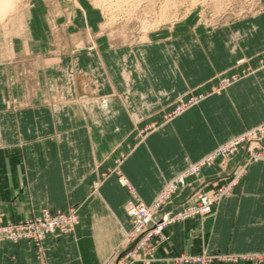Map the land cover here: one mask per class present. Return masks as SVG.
<instances>
[{"label":"crops","instance_id":"crops-1","mask_svg":"<svg viewBox=\"0 0 264 264\" xmlns=\"http://www.w3.org/2000/svg\"><path fill=\"white\" fill-rule=\"evenodd\" d=\"M234 27L243 33L237 40L225 32ZM155 47L165 61L153 53V42L135 49L144 64V77L139 64L134 65L132 75L133 62L127 61L129 66L125 63L116 79L112 70L121 60L119 54L110 59L102 52L101 62L85 56L86 70L98 65L103 74L101 66H105L107 77L101 74L104 86L94 81L95 88L86 77L91 91L81 92L73 91L71 83L63 79L66 62L51 66L41 60L31 63L22 58L14 63L2 57L0 222L72 205H78L80 220L74 232L49 233L41 246L25 239L0 242V264H112L124 229L130 226L125 204L133 196L151 203L191 161L219 141L264 120L263 65L228 91L211 95L177 119L136 138L143 112L160 103L170 104L181 90L205 85L217 72L236 68L241 57H247V63L264 58V11L243 23L198 36L167 38ZM171 53L176 59L170 58ZM172 63L178 69L175 74L170 70ZM146 87L156 91L149 94ZM83 95L90 103L85 110L74 101ZM117 161V169L134 195L117 172L110 171ZM220 172L218 166L203 169L190 180L191 186L172 199L168 209H181L191 201L194 190L206 188ZM240 180L210 215L168 227L167 239L152 262L133 264H181L175 259L182 252L260 254L258 259L210 264H264V160L251 162Z\"/></svg>","mask_w":264,"mask_h":264},{"label":"rangeland","instance_id":"rangeland-1","mask_svg":"<svg viewBox=\"0 0 264 264\" xmlns=\"http://www.w3.org/2000/svg\"><path fill=\"white\" fill-rule=\"evenodd\" d=\"M263 11L264 0H0V60L7 56L9 61L13 60L16 63L26 58L31 63L41 60L51 66L61 60L66 62V66L62 69L63 79L71 83L73 91L81 92L88 88L86 84H83V88L85 87L83 90L78 86L80 74L92 80L90 86L93 88L96 87L94 81L104 86L103 77H107L105 66H101L103 74L98 65L89 66L90 69L86 70L85 56L91 59L97 58L100 61L102 52L104 58L110 56V59H116L119 54L122 56L121 60L119 62L118 59L117 66L112 70L116 79L119 69L128 62H133L130 67L132 75L135 74L134 65L139 64L140 74L144 77V64L135 49L147 47L153 42V53L159 61H165V55L160 48L155 47L159 41L166 42L167 38L171 40L186 37L189 34L198 36L203 31H218L234 23H243L246 19L256 17ZM229 30L225 32H229L233 40L243 35L235 31V27ZM170 58L176 59L172 53ZM247 62V57H241L237 60L236 68L217 72L214 77L206 81V84L204 83L205 85L201 83L181 90L183 93L172 99L174 101L170 104L160 103L152 111L143 112V119L137 127L136 138L142 137L162 123L177 119L188 109L199 106L211 95L228 91L240 80L253 75L259 67H262L264 58H256L253 63ZM127 65L129 66V63ZM171 65V72L177 73L176 65L173 63ZM126 80L128 81V77ZM114 88L118 89L117 85ZM150 88L151 91L148 87L146 90L149 94H153L156 90L153 87ZM165 94L161 93L163 96ZM85 96L83 95V98L79 96L74 100L82 105L84 110L85 105L90 104L86 101L88 96ZM261 159L264 160V120L219 141L202 157L191 161L186 169L163 186L149 204L136 195L133 196L134 190L117 169V161L110 171L117 172L121 183H125L131 190L133 198L125 204L130 226L124 229L123 241L115 251L111 263L152 262L159 247L167 239L168 227L188 218L210 215L214 211V206L227 197L241 181L248 165ZM214 166H218L221 171L214 181L206 185V188L194 190L190 195L191 201L181 209H168L172 199L181 194L187 186H191V179L201 175L203 169ZM93 187L96 188V186ZM204 195L212 201L211 208L207 212L201 209L196 210L199 205H202L201 196ZM140 205L151 210L156 209L161 216L167 215L168 222L165 227L161 230L153 229L150 227L151 224L148 225L145 222L144 217L130 213L131 207ZM78 209V205L54 211L45 209L40 215L15 222H0V225L26 223L49 212V217L56 218L67 228L58 229L57 232L72 233L80 220ZM184 210L187 212L182 214ZM140 231L145 234L142 235L143 238L140 237L139 249L136 251L138 248L136 236L141 233ZM43 239L39 245L34 240L29 241L36 246H41ZM202 256L209 257L210 260L201 264H210L217 260L229 261L239 258L245 261L249 257L256 259L262 257L260 254L247 255L246 253L236 256L227 252H206L200 255L182 252L175 262L199 264L196 262L197 258ZM184 257H191L194 260L187 262Z\"/></svg>","mask_w":264,"mask_h":264},{"label":"built area","instance_id":"built-area-1","mask_svg":"<svg viewBox=\"0 0 264 264\" xmlns=\"http://www.w3.org/2000/svg\"><path fill=\"white\" fill-rule=\"evenodd\" d=\"M202 205H199L198 209L207 212L211 208L212 201L209 199L207 195L201 196ZM158 207V205L156 206ZM187 210L183 211L182 214H185ZM49 212H45L44 215L40 216L39 218H34V220L28 221L26 223H20L15 225H0V241L3 240H11L17 241L20 239H27V240H34L37 245H39L44 237L45 234L49 232H55L56 230H65L67 229L65 225H62L59 220L56 218L49 217ZM130 213L134 214L138 217H144L145 222L149 225L151 224V228L161 230L165 227V224L168 222V216L164 215L161 216L155 210H151V208H147L144 205L131 207ZM181 214V215H182ZM48 215V216H47ZM61 225V226H60ZM141 232V231H140ZM139 232V233H140ZM145 233H140L136 236V251H138L139 246L138 242L140 243L141 236H144ZM142 236V238H143ZM186 258L185 261L189 262L194 260L191 257H184ZM197 263L201 264L202 262H207L210 260L209 257H198Z\"/></svg>","mask_w":264,"mask_h":264},{"label":"bare ground","instance_id":"bare-ground-1","mask_svg":"<svg viewBox=\"0 0 264 264\" xmlns=\"http://www.w3.org/2000/svg\"><path fill=\"white\" fill-rule=\"evenodd\" d=\"M3 5V4H2ZM125 74H127V75H129L130 73L129 72H124ZM126 76V75H125ZM78 82H79V84H78V86H80V88L83 90L84 88H83V84H88V80H87V78L83 75V74H80V77L78 78ZM129 82V81H128ZM87 91H91V89H90V87L88 86V89H87Z\"/></svg>","mask_w":264,"mask_h":264}]
</instances>
